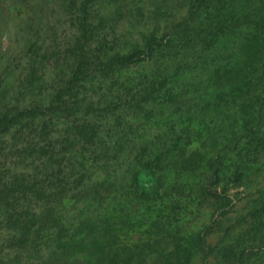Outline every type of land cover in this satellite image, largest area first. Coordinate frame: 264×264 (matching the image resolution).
<instances>
[{
  "label": "trees",
  "instance_id": "trees-1",
  "mask_svg": "<svg viewBox=\"0 0 264 264\" xmlns=\"http://www.w3.org/2000/svg\"><path fill=\"white\" fill-rule=\"evenodd\" d=\"M61 1L71 39L30 32L19 72L0 49V138L28 129L0 164V264H190L193 248L264 264V218L223 243H207L211 224L176 237L188 210L213 211L225 181L264 165V0H187L140 43L109 41L93 0ZM198 72L222 98L195 108Z\"/></svg>",
  "mask_w": 264,
  "mask_h": 264
},
{
  "label": "rangeland",
  "instance_id": "rangeland-1",
  "mask_svg": "<svg viewBox=\"0 0 264 264\" xmlns=\"http://www.w3.org/2000/svg\"><path fill=\"white\" fill-rule=\"evenodd\" d=\"M186 2L187 0H121L119 14L113 12L115 6H111L108 0H93L91 7L95 12L94 15L100 16L105 13L106 17H111L108 29L105 30L111 34L109 41L117 39L119 42L125 38L127 41L140 43L142 36L156 29L163 31L168 22L180 18L184 14ZM61 3V0H0V34L2 36L0 49L4 53L9 52L6 54L14 60L13 65L16 71L19 72L21 68L19 66L22 59L20 48L23 46L24 38L30 32L54 29L57 35L55 39L61 45L71 39L69 35H71L70 30L73 29V17L68 14V11L60 8ZM221 62L227 68L235 66V60H231L229 55L222 58ZM202 73H195L192 76L194 78L186 80V87L195 92L190 98V104L195 108L201 107V101L215 103L222 98L215 87L211 90L208 88L212 80L207 77V74ZM209 108L211 107L206 109L209 110ZM30 127L31 131L38 130L36 124ZM27 130V128L14 129L0 138V164L4 165V160L17 162L15 158L18 157L11 149V143L19 138L18 134ZM253 168L254 170L243 175L235 187H229L228 183L224 182L223 203L215 205L213 211L207 205L199 203L194 209L188 210L190 213L182 216V220L177 222L180 227L176 232L177 239L183 242L211 224L214 227L207 243L215 244L219 239L218 242L223 243L229 241L236 232L248 230L253 223L262 221L264 218V165H254ZM18 169L24 170L20 164ZM154 178L144 176L141 179V185L145 182L149 183L146 189L151 193L159 192ZM152 183L154 184L151 185ZM191 256L190 264H215L214 255L204 258L202 254H198L196 248H193Z\"/></svg>",
  "mask_w": 264,
  "mask_h": 264
}]
</instances>
